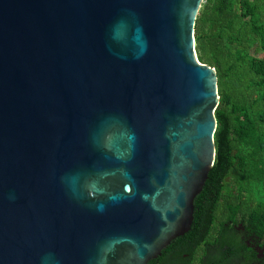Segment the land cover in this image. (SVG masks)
I'll return each instance as SVG.
<instances>
[{"label":"water","instance_id":"obj_1","mask_svg":"<svg viewBox=\"0 0 264 264\" xmlns=\"http://www.w3.org/2000/svg\"><path fill=\"white\" fill-rule=\"evenodd\" d=\"M203 0H0V264H149L216 160Z\"/></svg>","mask_w":264,"mask_h":264},{"label":"trees","instance_id":"obj_2","mask_svg":"<svg viewBox=\"0 0 264 264\" xmlns=\"http://www.w3.org/2000/svg\"><path fill=\"white\" fill-rule=\"evenodd\" d=\"M195 35L218 74L216 160L191 230L149 264H264V0H206Z\"/></svg>","mask_w":264,"mask_h":264},{"label":"flooded vegetation","instance_id":"obj_3","mask_svg":"<svg viewBox=\"0 0 264 264\" xmlns=\"http://www.w3.org/2000/svg\"><path fill=\"white\" fill-rule=\"evenodd\" d=\"M263 252H264V251L261 252V256H263V254H264Z\"/></svg>","mask_w":264,"mask_h":264},{"label":"built area","instance_id":"obj_4","mask_svg":"<svg viewBox=\"0 0 264 264\" xmlns=\"http://www.w3.org/2000/svg\"><path fill=\"white\" fill-rule=\"evenodd\" d=\"M206 2V0H203V3Z\"/></svg>","mask_w":264,"mask_h":264}]
</instances>
